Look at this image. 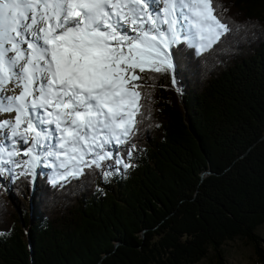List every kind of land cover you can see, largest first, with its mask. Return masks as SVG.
<instances>
[{
  "label": "trees",
  "instance_id": "1",
  "mask_svg": "<svg viewBox=\"0 0 264 264\" xmlns=\"http://www.w3.org/2000/svg\"><path fill=\"white\" fill-rule=\"evenodd\" d=\"M213 7L245 27L201 55L175 46L167 73L139 71L132 167L85 169L63 187L40 178L30 193L14 181L0 264H227L235 241L264 264V0Z\"/></svg>",
  "mask_w": 264,
  "mask_h": 264
},
{
  "label": "snow or ice",
  "instance_id": "2",
  "mask_svg": "<svg viewBox=\"0 0 264 264\" xmlns=\"http://www.w3.org/2000/svg\"><path fill=\"white\" fill-rule=\"evenodd\" d=\"M215 13L213 0H0V116L15 113L0 119V180L49 166L63 187L132 167L136 70L167 73L174 46L199 55L245 27Z\"/></svg>",
  "mask_w": 264,
  "mask_h": 264
},
{
  "label": "rangeland",
  "instance_id": "3",
  "mask_svg": "<svg viewBox=\"0 0 264 264\" xmlns=\"http://www.w3.org/2000/svg\"><path fill=\"white\" fill-rule=\"evenodd\" d=\"M246 44H248V42H246ZM11 86V84L8 85V88ZM8 116H15V113H7ZM0 119H5V118H1ZM134 138H136V136H134ZM141 141V139H140ZM18 160H23V159H27V157H24V156H20L17 158ZM104 165L106 166L107 164V161H104ZM20 171V169H16V172L18 173ZM37 171V169H36ZM42 171H46L47 174H50V177L51 175L55 172V169L54 168H51L49 166H46L45 169L43 170V167H42ZM36 177V176H35ZM29 179H32L33 178H25V177H22V180H21V184L23 185H26L27 188L29 189V193L30 191L34 190L31 185V183L29 182ZM9 179H4V180H0V192H3V189L6 188H9ZM47 190V189H45ZM8 193H10V191H7ZM43 193V192H42ZM50 190L48 191L47 193V196H45V193H43V198L44 200H48L47 202L44 201V203H51L50 201H55L56 200V195L53 194V196H51L52 194H50ZM49 194V195H48ZM9 196V194H8ZM14 198H19L17 197V195L14 196ZM26 199L27 198H30L29 195H27L25 197ZM74 198V197H73ZM71 199V198H69ZM8 200V201H7ZM7 201V202H6ZM0 223H3L4 222V216L5 214L1 213V212H7L8 211V207L11 203V196L9 197H6L5 196V199H0ZM29 204H31V202H28ZM53 204V203H51ZM38 207V206H36ZM35 208V207H34ZM260 232L262 234V236L264 237V226H262L260 228ZM227 264H258L257 262V258L254 254V251L253 249L244 244L242 241H235V242H232L229 246H227ZM199 264H216L215 261H214V258L213 257H209L208 259L204 260L202 263H199Z\"/></svg>",
  "mask_w": 264,
  "mask_h": 264
},
{
  "label": "bare ground",
  "instance_id": "4",
  "mask_svg": "<svg viewBox=\"0 0 264 264\" xmlns=\"http://www.w3.org/2000/svg\"><path fill=\"white\" fill-rule=\"evenodd\" d=\"M13 86L11 85L10 87H9V89H11ZM16 91L18 92L19 91V89H16ZM9 95H11L12 93L11 92H9L8 93ZM1 118H7L8 117V114L7 113H5V114H3V116H0Z\"/></svg>",
  "mask_w": 264,
  "mask_h": 264
}]
</instances>
